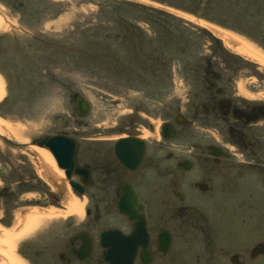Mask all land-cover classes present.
<instances>
[{
  "label": "rangeland",
  "instance_id": "1",
  "mask_svg": "<svg viewBox=\"0 0 264 264\" xmlns=\"http://www.w3.org/2000/svg\"><path fill=\"white\" fill-rule=\"evenodd\" d=\"M124 1L167 17H162L164 26L158 29V36L145 25H140L143 33L123 26L124 33L117 41L106 44L101 39L91 44L99 39L88 38L91 30L106 27L108 19L100 8L106 0H27V9L22 12L19 1L0 0V37H5L2 63L11 70H5V79L0 75V103L6 101L5 109L0 110L5 115L0 119L6 123L0 133V206L8 209L5 220H13L11 231L3 226L0 230L22 232L25 227L18 221L33 210L57 215L14 243L12 254L19 264H28L17 256L19 246L44 226L60 232L62 223L54 220L64 221L71 216L76 223L85 220L86 201L71 191L65 177L58 179L39 162L35 151L42 149L34 146L36 140L56 135L73 138L80 148V162L85 136L116 139L133 123L143 139L156 145L161 140L163 121L172 122L175 113L180 112L186 113L185 125L167 143L164 154L168 152L176 160L187 159L192 149L197 147L204 156L214 145L211 128L216 122L212 113L214 109L222 112L225 94L264 102V65L225 47L204 26L220 30L264 59V0ZM116 17L113 13L112 19ZM186 49L190 54H184ZM76 54L82 57L77 59ZM111 72L115 73L113 78L108 76ZM169 76L168 91L150 92L149 79L156 78L161 86ZM76 97L89 104L84 118L74 108ZM195 164L185 178L199 181L205 178L203 173L209 177L206 163ZM168 165L170 181L179 179L176 164ZM241 173L240 177L234 176L232 188L230 185L228 191H219L216 202L210 194L189 190L181 193L185 199L180 203L173 184L165 192L154 189L147 198L153 234L152 264H232L233 256L239 264H264L263 179L259 184L256 174L248 170ZM72 200L79 204L75 214H65L66 204ZM14 204L27 209L15 211L12 216ZM181 206L189 209L181 211ZM22 213L27 215L22 217ZM95 228L93 255L85 264H103L98 234L109 229L130 231L115 207ZM162 230L172 236L166 256L155 249L156 235ZM67 232L61 228L56 235L63 234L66 239ZM37 240L42 243L55 239L41 235ZM257 245L262 248L254 255L252 249ZM44 262L57 264V260Z\"/></svg>",
  "mask_w": 264,
  "mask_h": 264
},
{
  "label": "flooded vegetation",
  "instance_id": "2",
  "mask_svg": "<svg viewBox=\"0 0 264 264\" xmlns=\"http://www.w3.org/2000/svg\"><path fill=\"white\" fill-rule=\"evenodd\" d=\"M225 96L223 98L226 106L222 107V112L218 113L216 109L213 110L212 117L216 124L211 128V134L214 139V145L207 148V153L204 156L200 154L201 151L197 147L195 149L191 148L192 150L187 152V159L176 160L168 152L164 154L165 150L168 149L166 145L169 140L163 137V126L166 124L172 125L176 137L179 128L185 125L186 113L182 115L178 111L173 116L172 122L169 120L163 121L160 127L161 140L157 141L156 145L143 139L139 135L141 131L135 128L133 123L125 127L116 139H96V135H92V138L90 135L85 136L86 138L82 139L80 162L78 159L80 148L76 142L75 167L82 168L87 177L80 178L75 176L72 180L76 183L85 181V184L82 185L84 194L80 198L85 200L87 204L85 207V220L79 223H76L75 219L72 218L64 221L54 220L62 223L61 227H59L60 232L57 230L52 231L51 227L44 226V229L36 232L32 238L19 246L17 256L28 264H45V260H57V264L87 263L94 251L93 240L97 235L95 227L101 222L102 217L106 216L110 208L115 207L117 210V203L124 193L132 192L136 196L138 204L143 207V211L139 213L145 218L146 232L149 237L147 252L152 264L154 260L153 234L148 215L147 198L154 193V189H161L162 192H165L173 184L176 199L180 203L185 199V195L181 193L186 194L189 190L198 191L201 194H210L216 202L219 191H221L220 193L224 190L228 191L230 185L232 188L234 176L240 177L242 170H248L250 173L256 174L257 182L260 184V179L264 180V102L240 100L232 93H227ZM187 103L189 104V102ZM86 128L88 129V125ZM150 131L152 130L150 129ZM129 139L142 140L144 145L141 162L135 168L129 167H133L134 163L139 159L141 150L132 146L122 147L127 142L124 140ZM118 143H123V145H119V151L121 150L126 154V158L130 161L129 167L119 160L115 152V147ZM209 148L216 149L214 154L217 156L212 154ZM195 161L206 163L209 166L210 170L207 173L209 177H206L204 173L202 174L205 180L202 179L203 177L199 181L184 177L185 173L192 169L194 170ZM169 163L176 164V169L181 175L179 179L170 181ZM263 180L262 184H264ZM250 186L251 184H249ZM1 195L6 197V192L2 191ZM179 195L182 200L179 199ZM57 200L55 199L54 203H57ZM20 209L25 212L27 208L25 206L19 208L17 204H14L10 210L12 216H14L15 211ZM178 209L185 211L189 208L181 206ZM135 210H138L137 206ZM0 211L2 212L0 226L6 228L7 231H11L13 220H5V212L8 211L7 207L5 205L0 206ZM26 215V213L21 214L22 217ZM118 216L124 220L130 229L125 234L132 232L134 229L133 223L129 222L126 217L119 215V213ZM61 228L69 231L66 239L63 238V234L56 235V233H61ZM164 232L169 234L171 240L166 254L160 252L157 244L159 234ZM100 234H98V246ZM41 235H51L55 240L41 243L37 240V237ZM84 239L90 241L91 252L88 258L80 260L79 256L81 255ZM171 245L172 236L169 231L162 230L156 235L155 249L159 254L168 255ZM261 248L260 245L253 247L252 253L254 255L259 254ZM101 251L103 253L102 249ZM102 253L101 260L105 264ZM142 253L143 250L138 251L134 264H142ZM230 262L239 264L236 256H233Z\"/></svg>",
  "mask_w": 264,
  "mask_h": 264
},
{
  "label": "water",
  "instance_id": "3",
  "mask_svg": "<svg viewBox=\"0 0 264 264\" xmlns=\"http://www.w3.org/2000/svg\"><path fill=\"white\" fill-rule=\"evenodd\" d=\"M74 108L79 117L84 118L89 112V105L82 97H76ZM163 137L167 140H172L175 137V131L170 124L163 126ZM124 145L118 143L115 147V152L119 160L127 167L130 166V161L126 158L119 145L122 147H134L140 149L139 159L134 163L135 168L139 165L143 155V142L139 139H129ZM123 142V141H122ZM35 147L47 151L56 163V166L64 174L68 186L72 189L76 196L82 197L84 190L81 183L72 181V178L77 176L86 178L87 175L82 168L75 167V149L76 142L74 139L57 135L52 137H43L34 142ZM212 154L216 149L209 148ZM215 155V154H214ZM217 156V155H215ZM187 169V168H186ZM179 199L182 197L179 195ZM137 206L138 210H135ZM119 215L124 216L129 222L133 223L134 229L129 234H124L119 230H108L100 234L99 246L103 250L102 258L105 264H134L137 253L143 250L141 259L142 264H151V259L147 252L149 237L146 232V223L144 216L139 213L143 211V207L138 204L136 196L132 192H126L117 203ZM140 214V215H139ZM170 236L167 232L159 234L157 238L158 249L161 253L166 254L170 247ZM91 246L88 239L83 240V248L81 250L80 260H84L90 256Z\"/></svg>",
  "mask_w": 264,
  "mask_h": 264
},
{
  "label": "trees",
  "instance_id": "4",
  "mask_svg": "<svg viewBox=\"0 0 264 264\" xmlns=\"http://www.w3.org/2000/svg\"><path fill=\"white\" fill-rule=\"evenodd\" d=\"M17 1H19L18 6L21 9L20 12H22V10L27 9V4H25V1L27 0H17ZM100 8H101V14L103 13V17L107 18L108 20L104 22L106 27H102L101 30H95V29L91 30L88 38H92L93 40H95L96 38H99L95 41H91V44H94L96 41L101 40V39H103L106 42V44H110V42H114V40L117 41L120 37H122L124 33L122 31L123 26L128 27L130 29L141 31L140 25H145L156 36H158V29L159 28L162 29L163 28L162 26H164L163 25L164 21L162 17L167 18L162 13H159L153 9L146 8L144 6L131 3V2H127L124 0H106L105 4L101 5ZM113 13L117 14L116 19H112ZM57 15L58 14H56V16ZM173 29L175 30V28ZM101 31H102V35L99 34L101 33ZM171 41H174L172 39V35H171ZM4 43H5V37H0V75L5 79V70H9V71L11 70L7 66L5 68V63H2L3 58H5ZM184 54L186 55L190 54V50L186 49ZM74 57L77 59H80L82 57V54H76ZM108 76H111L113 78L115 76V73L111 72ZM149 80L150 81L148 84V89L150 90V92L151 90L168 91L169 84H170V76L169 78L166 77V79L164 80L161 86H160L161 83H159V81L156 80V78H151ZM156 93H159V92H156ZM148 95L152 96L153 94L151 95L148 93ZM5 102L6 101L4 100L0 104V110L5 109ZM0 117L4 118L5 115L3 113H0Z\"/></svg>",
  "mask_w": 264,
  "mask_h": 264
},
{
  "label": "bare ground",
  "instance_id": "5",
  "mask_svg": "<svg viewBox=\"0 0 264 264\" xmlns=\"http://www.w3.org/2000/svg\"><path fill=\"white\" fill-rule=\"evenodd\" d=\"M2 23L0 18V29ZM217 39H219L225 47L232 49L235 53L238 55H241L249 60H252L256 63L263 64L264 65V59L254 53L251 49H249L247 46L243 44H239L236 42L233 38L226 35L225 33L221 32L220 30H217L212 27H207V25H204ZM2 93H0V99L2 97ZM6 123L0 119V133H1V127H5ZM36 154L38 155L39 162L41 164L46 165L50 171L58 178L62 179L64 177L63 172L58 171L55 168V164L51 156L43 151V150H36ZM79 204L72 200L66 204L67 206V213L73 215L75 214V207H77ZM55 212L51 213L47 210H33L30 215L26 216L25 218H22L18 222L22 224L23 229L22 232L11 234L9 232H1L0 230V264H19L18 260L13 256L12 251L14 248V243L24 237L26 234H29L32 232L35 228L38 227L39 223L44 221L45 219H51L55 216Z\"/></svg>",
  "mask_w": 264,
  "mask_h": 264
}]
</instances>
